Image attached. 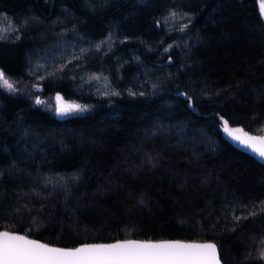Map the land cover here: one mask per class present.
Instances as JSON below:
<instances>
[{"label":"trees","instance_id":"obj_1","mask_svg":"<svg viewBox=\"0 0 264 264\" xmlns=\"http://www.w3.org/2000/svg\"><path fill=\"white\" fill-rule=\"evenodd\" d=\"M0 72V232L264 264L260 0H0Z\"/></svg>","mask_w":264,"mask_h":264},{"label":"snow or ice","instance_id":"obj_2","mask_svg":"<svg viewBox=\"0 0 264 264\" xmlns=\"http://www.w3.org/2000/svg\"><path fill=\"white\" fill-rule=\"evenodd\" d=\"M264 14V0L261 3ZM0 86L12 89L13 85L0 72ZM61 100L57 97V101ZM37 103H40L37 100ZM65 107L58 103V112ZM223 130L240 145L250 148L264 158V137H253L242 130L232 129L223 121ZM0 264H219L214 244L138 243L135 241L111 245H92L75 250L51 248L46 244L27 239L22 235L0 232Z\"/></svg>","mask_w":264,"mask_h":264},{"label":"water","instance_id":"obj_3","mask_svg":"<svg viewBox=\"0 0 264 264\" xmlns=\"http://www.w3.org/2000/svg\"><path fill=\"white\" fill-rule=\"evenodd\" d=\"M243 133H247L249 136H253V137H264V136H256V135H253L251 133H248V132H243L240 133L241 135ZM240 147H242L243 149L257 155L256 153H254L250 148H246L244 147L243 145H240L237 141H235ZM258 156V155H257ZM260 157V156H258ZM261 158V157H260ZM262 160H264V158H261ZM3 232V231H1ZM8 232V231H7ZM10 234H13V235H22V236H25L23 234H19V233H11L9 232ZM27 239H30V240H35L39 243H42V244H46L42 241H39L37 239H33V238H30V237H27L25 236ZM131 241H135V242H138V243H164V242H167V243H181V244H193V245H202V244H214L216 246V249H217V258L219 260V264H224L221 260V256H220V251H219V248H218V245L214 242H210V241H206V242H198V241H179V240H163V241H143V240H137V239H131V240H124V241H119V242H115V243H110V244H86V245H81L79 247H76V248H62V247H58V246H53V245H48L46 244L47 246L51 247V248H58V249H64V250H75V249H78V248H82V247H85V246H92V245H111V244H116V243H126V242H131Z\"/></svg>","mask_w":264,"mask_h":264},{"label":"rangeland","instance_id":"obj_4","mask_svg":"<svg viewBox=\"0 0 264 264\" xmlns=\"http://www.w3.org/2000/svg\"><path fill=\"white\" fill-rule=\"evenodd\" d=\"M261 3H262V0H260V4H261ZM5 25H6V24H5ZM5 25H4V26H5ZM2 27H3V26H2ZM59 103H60L61 106H65V102H63V101L60 100ZM67 112H68V111H67V109H66V107H65L64 112H63L62 114L59 112V113L57 114V116H59V117H60V116H61V117H64V116L67 115V114H66Z\"/></svg>","mask_w":264,"mask_h":264}]
</instances>
